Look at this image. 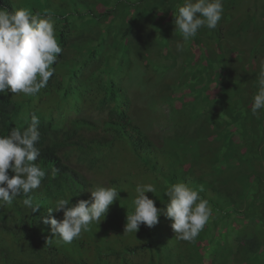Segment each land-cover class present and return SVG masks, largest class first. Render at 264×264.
<instances>
[{
  "label": "trees",
  "instance_id": "1",
  "mask_svg": "<svg viewBox=\"0 0 264 264\" xmlns=\"http://www.w3.org/2000/svg\"><path fill=\"white\" fill-rule=\"evenodd\" d=\"M183 3L0 0L6 10L24 8L53 18L63 51L52 66L55 74L49 84L65 78L47 91L49 84L23 99L0 95V135H9L14 128L23 132L36 115L40 140L54 135L64 149L67 141L58 132L75 123L56 116V108L62 92L80 91L85 106L98 113L89 148L95 156L89 158L90 164L97 159L93 164L97 169L93 166L92 172L101 175L104 168L115 170L117 177L109 185L120 192L100 224L92 223L89 231L71 243L62 242L42 217L58 198L69 199L71 204L82 200L87 185L79 174L65 168L54 150L44 153L43 187L27 196L21 193L11 204L0 207V264H205L198 252L202 242L218 231L228 237L214 241L213 264H264V109L257 115L251 111L264 61V0H223L217 27H202L185 44L190 50L194 47L191 57L183 51V72L190 81L185 86L191 92L178 96L184 103L176 118L171 114L172 134H144L130 118V101L120 87L119 80L128 76L136 60L146 61L150 67L157 44L173 43L176 48L177 42H183L174 24ZM72 35L77 39L70 41ZM199 49L204 52H197ZM97 63L107 64L106 71ZM115 65L123 71L119 77ZM213 85L211 99L207 93ZM202 102L209 108L200 121ZM38 104L43 110L29 111ZM104 153L108 157L99 161ZM126 168L132 174L125 175ZM14 175L9 169V176ZM148 183L156 192L146 195L158 209H166V190L175 183L187 184L208 201L212 215L193 241L175 238L172 221L164 213L154 227L142 224L136 234H124L135 188ZM29 197L33 206H39L35 212L22 204ZM7 234L11 235L9 245Z\"/></svg>",
  "mask_w": 264,
  "mask_h": 264
},
{
  "label": "clouds",
  "instance_id": "2",
  "mask_svg": "<svg viewBox=\"0 0 264 264\" xmlns=\"http://www.w3.org/2000/svg\"><path fill=\"white\" fill-rule=\"evenodd\" d=\"M222 14L223 0H184L183 5L178 7L174 19L175 32L178 31L183 38V42L176 44L177 51H183L185 44L194 38L202 27L216 28ZM69 38L70 41L77 39L74 35ZM98 43L97 39L95 45ZM156 50L157 48L154 51ZM62 51L56 39L54 20L51 16L39 12L32 13L24 8H14L9 11L0 6V95L8 93L13 95L12 98L16 99L20 96L23 99V96L39 93L52 80L55 74V68L52 66ZM137 62L143 63L146 69H151L153 66L151 63L150 67H147V62L140 60H136L134 64ZM96 66L100 67L101 71H106L107 64L99 66L97 63ZM115 68L119 77L123 71L117 65ZM135 73L132 69L128 76L120 79V87L126 92L130 101L129 116L133 118V123L139 126L144 134L146 132L154 136L144 125L136 121L137 117L141 116V119L146 122V117L140 115L141 106L157 102V108L147 116L153 118L154 123L158 124V121L171 119V114L176 118L181 106L175 102L172 110H169L167 100L171 98L177 100L179 97L169 94V89L161 86L160 83H154L155 77L144 86L137 83L130 85L133 77H139ZM145 76L146 72L141 77ZM64 79L50 83L46 91L53 84H59ZM257 80L258 92L254 95L251 106L254 115L264 109V61L261 62ZM179 84H181L180 81ZM133 86L137 88L133 94L140 95L135 97L136 103H133L128 91ZM156 87L162 88L160 94L149 98V90ZM84 101L83 93L75 89L61 93V103L57 106L55 115L63 116L75 123L74 126L68 125L58 132L67 141L64 149H60L54 135L46 140H40V121L36 115L31 116V124L25 125L27 128L23 132L14 128L9 135H0V207L11 204L21 193L27 196L33 190L43 187L44 182H41L46 172L41 168V159L44 153L47 154L53 150L65 168L79 174L86 182V197L76 204H71L69 199L58 198L54 206L48 208V213L42 217L43 223L49 224L48 227L54 237H58L66 244L78 238L82 232L89 231L92 223L100 224L106 218L109 206L119 198L120 193L110 185H96L97 176L100 178L112 170L104 168L101 175L92 172L93 164L97 162V159L95 158L96 161L90 164L89 158L95 156L89 152V148L91 139L95 136L92 128L98 113L90 106H85ZM164 109L168 114L160 115ZM41 110L43 108L38 104L29 111ZM163 132L164 129L159 135ZM107 157V153L101 154L99 161H104ZM94 168L97 169L96 166ZM9 169L15 173L14 176H9ZM93 187L94 189L90 190ZM135 192L136 197L132 201L133 211L127 212L124 234H136L142 224L149 228L154 227L159 222L161 213H164L172 221L171 227L175 232V238L191 242L204 229L212 215L208 201L203 199L197 190L185 183H175L167 188L166 209H158L155 201L146 195L148 192H156L153 184H137ZM22 204L31 212L39 208L38 205L33 206L31 197L23 199ZM61 217L63 219L59 220ZM101 217L104 219L101 220ZM10 237L9 234L5 237L8 245ZM210 262L213 264L212 257Z\"/></svg>",
  "mask_w": 264,
  "mask_h": 264
},
{
  "label": "rangeland",
  "instance_id": "3",
  "mask_svg": "<svg viewBox=\"0 0 264 264\" xmlns=\"http://www.w3.org/2000/svg\"><path fill=\"white\" fill-rule=\"evenodd\" d=\"M164 44L165 42H161L157 44V46H155L157 50L154 51L152 54L151 63L153 66L151 69H146V66L143 63L140 64L137 62L134 64L133 70L136 72L135 74H137L139 77H133L130 85L137 83L140 86H144L150 83L152 78L155 77L154 83H160L161 86L168 88L169 89L168 93L172 94L174 97L181 96V94L182 95L188 94L189 92H191V88L186 90V86H185L189 84L190 81L186 79L185 74L183 72V66H185L184 58L186 57L183 51H185L186 53H190L189 57H191V51L192 53L194 52V47L192 46L190 50V47H188L187 45L186 47H184V48H187L186 50L178 51V54H177V49L171 46L173 43L170 46H164ZM197 52H201L202 54L204 51L202 49H199L197 50ZM144 72H146V76L141 77L143 76ZM179 81L181 82V84H179ZM214 86L215 85H213L212 87L214 88ZM212 89H211L212 92L210 91L207 93L210 98L211 97L213 98V95L215 94L214 93L215 88L213 90ZM136 90L137 88L134 86L131 87L130 90H128L129 95L131 99L133 100V103H136L135 97H140L139 94L137 95L133 94ZM161 90L162 88H159V87H156L153 90H149L148 97L152 98L154 96H158ZM175 102L180 104V103H184V100L182 98H178L177 100L171 98L167 100V106L169 110H172V106ZM156 108H157L156 101L142 105L140 108L142 113H140V115L146 117V122L141 119V116H138L136 119L137 123L144 125L150 132L153 133L154 136H158L159 133L162 132L163 129H164L163 133H166V135L171 134L172 132L175 131V127L173 126L174 122L171 119H165L161 122L158 121V124H155L154 123L155 120L153 118H148L149 116L147 115L150 114L152 110ZM208 108L209 106L207 103L205 102L201 103L200 121L204 120L205 112L207 111ZM166 114L168 113L165 111V109L160 113V115H166ZM206 134L210 135L207 131H206ZM128 173L132 174L130 168L125 169V175ZM125 175H122V176H125ZM115 177H117V173L115 170H112L108 173L103 174L100 178L99 176H97L96 177L97 180L95 182H96V185L99 184V185L106 186V185H109L110 181L114 179ZM115 181L117 182V180ZM119 184H121V181L118 182V185ZM93 189L94 187L90 188V190H93ZM226 237H228V233L218 231L213 234V237H210L204 242H202V245H201L202 248L198 253L202 255V260L204 261L205 264H212V262L210 261L212 257L211 252L213 251L214 241L216 240L218 242H222L224 241L223 238H226ZM218 245L219 244H217L216 248L218 247Z\"/></svg>",
  "mask_w": 264,
  "mask_h": 264
}]
</instances>
